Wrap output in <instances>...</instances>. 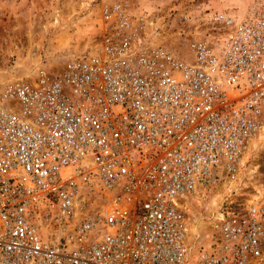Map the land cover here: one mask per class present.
<instances>
[{
  "label": "built area",
  "instance_id": "obj_1",
  "mask_svg": "<svg viewBox=\"0 0 264 264\" xmlns=\"http://www.w3.org/2000/svg\"><path fill=\"white\" fill-rule=\"evenodd\" d=\"M181 23L172 52L103 3L81 54L0 85V264H264V191L206 242L189 216L264 134V3Z\"/></svg>",
  "mask_w": 264,
  "mask_h": 264
},
{
  "label": "rangeland",
  "instance_id": "obj_2",
  "mask_svg": "<svg viewBox=\"0 0 264 264\" xmlns=\"http://www.w3.org/2000/svg\"><path fill=\"white\" fill-rule=\"evenodd\" d=\"M252 1L0 0V85L33 79L39 70H59L69 58L81 54L87 43L98 37L96 24L101 5L106 2L126 4L133 15L147 22L148 34L159 35L156 44L179 52L187 34L181 23L184 14L199 5L215 10L236 8L242 12ZM259 142L245 156L230 185L213 190L201 206L192 208L190 227L193 232L201 233L196 244L200 240L206 242L204 235L211 233L210 219L219 206L234 202L243 207L250 197L264 191V134Z\"/></svg>",
  "mask_w": 264,
  "mask_h": 264
},
{
  "label": "bare ground",
  "instance_id": "obj_3",
  "mask_svg": "<svg viewBox=\"0 0 264 264\" xmlns=\"http://www.w3.org/2000/svg\"><path fill=\"white\" fill-rule=\"evenodd\" d=\"M262 134H263V133H262ZM262 134H261V135H262ZM261 135H260V136H261ZM259 138H260V137H259ZM258 140H259V139H258ZM49 228H50V227H48V228L43 232V234L46 235V234L48 233L47 231L49 230Z\"/></svg>",
  "mask_w": 264,
  "mask_h": 264
}]
</instances>
